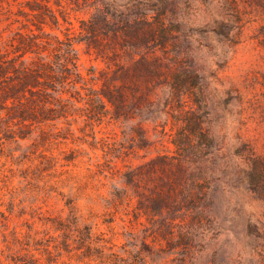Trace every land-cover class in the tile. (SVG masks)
<instances>
[{
  "label": "trees",
  "instance_id": "obj_1",
  "mask_svg": "<svg viewBox=\"0 0 264 264\" xmlns=\"http://www.w3.org/2000/svg\"><path fill=\"white\" fill-rule=\"evenodd\" d=\"M18 5L24 30L15 32L11 51L0 52L4 134L25 138L38 129L41 137L58 136L61 123L72 134L70 126L81 120L79 130L89 126L92 137L83 142L96 148L102 141L111 162L153 146L146 127L152 124L160 133L157 141L168 136L172 147L163 146L136 166L125 164L122 188L112 192L111 201L134 200V216L154 226L158 241L183 248L189 264H196L195 248L210 232L214 239L222 221L241 216L236 203L220 219L227 192L243 186L264 206V153L245 142L229 152L215 139L204 72L208 56L220 66L230 58L247 15L257 23L255 39L264 50V0H25ZM71 12L86 15L77 17V30ZM191 16L200 17L198 24ZM59 17L68 24L64 38L50 31L61 26ZM77 42L105 63L98 73L88 69V78L79 69ZM262 77L264 88V72ZM259 117L264 122V104ZM104 120L121 128L120 139L97 140L94 125ZM245 224L257 254L254 264H264V211L261 220L247 218ZM12 234V242L22 245L17 232ZM22 249L35 260L31 249ZM229 258L216 263L233 264Z\"/></svg>",
  "mask_w": 264,
  "mask_h": 264
},
{
  "label": "rangeland",
  "instance_id": "obj_2",
  "mask_svg": "<svg viewBox=\"0 0 264 264\" xmlns=\"http://www.w3.org/2000/svg\"><path fill=\"white\" fill-rule=\"evenodd\" d=\"M21 1L25 0H8L9 6L6 0L0 1V52L11 51L15 32L24 30L22 24L26 20L16 13ZM77 17L86 15L71 12L75 30L79 26ZM59 19L61 26L50 31L64 38L68 24ZM245 19L249 21L227 61L220 66L216 57L207 55V102L213 135L226 150L234 152L245 142L255 152L264 153V122L259 117L264 104V88L260 84L264 50L255 39L257 23L251 20L253 16L247 15ZM198 20L200 17L191 16L189 21L198 24ZM75 47L85 78L88 69L95 68L98 73L105 67L83 42L75 43ZM99 84L95 83V87ZM83 125L81 120L73 123L72 134L66 133L67 125L61 123L58 136L41 137L36 129L20 138L4 134V122L0 123V264H27V260L30 264H189L183 248L175 247L174 242L167 245L163 239L158 241L154 226L144 216H134V200L130 204L126 200L122 204L111 201L112 192L122 188L124 165L136 166L163 146L172 147L168 136L160 144L159 130L146 123L148 134L155 141L153 146L131 152L124 161L109 162L111 155H104L102 141L96 148L83 142L82 138L92 140L89 126L79 130ZM94 131L97 140L112 141L122 136L121 128L106 120L94 125ZM255 196L243 186L226 193L227 203L223 201L221 205L220 219L236 203L242 214L236 215L237 222L222 221L214 239L212 232L204 238L203 245L195 248L196 264H220L216 262H229V257L233 264L240 257L244 264L256 262L257 254L251 250L252 237L245 224L247 218L262 219L264 206ZM12 231L17 232L22 245L12 242ZM22 248L31 249L35 260ZM219 248L221 251L213 260V253Z\"/></svg>",
  "mask_w": 264,
  "mask_h": 264
}]
</instances>
